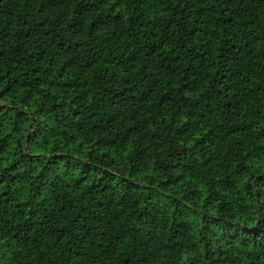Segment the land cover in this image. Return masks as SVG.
I'll list each match as a JSON object with an SVG mask.
<instances>
[{
  "label": "trees",
  "instance_id": "16d2710c",
  "mask_svg": "<svg viewBox=\"0 0 264 264\" xmlns=\"http://www.w3.org/2000/svg\"><path fill=\"white\" fill-rule=\"evenodd\" d=\"M0 264H264V0H0Z\"/></svg>",
  "mask_w": 264,
  "mask_h": 264
}]
</instances>
